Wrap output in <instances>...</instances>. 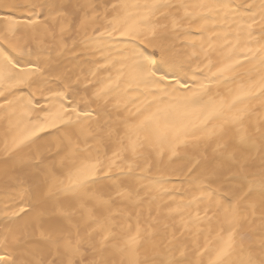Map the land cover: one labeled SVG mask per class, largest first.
<instances>
[{
	"label": "snow or ice",
	"instance_id": "snow-or-ice-1",
	"mask_svg": "<svg viewBox=\"0 0 264 264\" xmlns=\"http://www.w3.org/2000/svg\"><path fill=\"white\" fill-rule=\"evenodd\" d=\"M241 7L246 9V17L240 16ZM30 8L26 23L34 30L42 27L54 34L59 28L63 34L92 27L101 37L92 42L98 50L115 43L128 47L118 61L106 55L105 63L92 70V76L100 70L109 75L91 97L79 96L77 89L65 84L45 97L44 106H38V101L33 103L36 93L44 96L43 81L38 79L40 52L16 37L18 22L11 21L0 31V109H7L9 126L14 129L11 142L0 149V180L8 187L22 188L18 211L0 219V249L6 253L12 249L17 255L0 257V264H264V115L254 130L249 124L258 112L253 102L264 108V0L244 5L233 0L178 4L172 0L108 4L35 0ZM220 17L234 21L239 17L243 23L237 27L235 40L224 34L218 59L209 57V51L215 50L211 38L207 48L201 44L207 63L200 68L199 77L193 74L195 82L189 87L176 79L178 63L182 66L185 61L169 55L170 41L193 25L201 34L210 31ZM101 20L103 31L97 24ZM117 35L123 39H103ZM24 53L35 55L36 61L19 59L18 54ZM122 83L121 96L113 98ZM141 83L155 86L157 91L142 100L124 98ZM22 85L35 92L16 96ZM109 106L111 111L134 118L121 117L126 130L110 157L101 151L107 147L106 139L115 134L110 122L103 119V113L110 114ZM82 121L87 126H81ZM33 145L35 153L21 155L22 147ZM146 146L158 149L161 155L166 146L171 156L181 147L192 149L189 171L199 178L202 198L215 206L221 223L227 226L217 234L214 246H201L196 239L192 247L174 243L178 237L173 233L166 244L146 248L156 230H143L139 221L134 230L129 224L117 234L111 209L117 198H127L131 192L108 173L125 153L136 157ZM209 149L211 162L203 165ZM54 150L60 159L49 162ZM69 160L71 167L67 166ZM225 181L230 187H213ZM37 207L40 211L33 214ZM180 211L169 209L168 214ZM257 212L261 230L254 239L242 229ZM207 213L205 209L202 217L197 211L184 221L180 236L186 232L195 235L193 228L198 233L197 225ZM20 214L30 217L29 221L17 224L9 218Z\"/></svg>",
	"mask_w": 264,
	"mask_h": 264
},
{
	"label": "bare ground",
	"instance_id": "bare-ground-1",
	"mask_svg": "<svg viewBox=\"0 0 264 264\" xmlns=\"http://www.w3.org/2000/svg\"><path fill=\"white\" fill-rule=\"evenodd\" d=\"M33 2L35 0H0V31H3L11 21L18 22L16 24V37L21 42H25L28 48L40 52L38 61L40 75L38 79L43 81L41 87H44V96L37 92L33 103L38 101V106H44L47 103L45 97L50 96L52 92L61 90L65 84H69L72 89H77L79 96L91 97L97 88L103 86L105 78L109 75L108 71L100 70L97 76H92L90 74L92 70L105 63L106 55L110 54L114 62L118 61L121 51L128 46L115 43L103 51L98 50L92 42L101 39V37L93 31L92 27L79 31L73 29L65 31L63 34L59 32V28L56 29L54 34L45 32L42 27L34 30L26 23ZM80 2L108 4L117 3L119 0H80ZM172 2L178 4L190 2V0H172ZM246 2H252V0H233V3L238 5H244ZM254 2L259 3V0H254ZM240 16H247L244 7L240 9ZM241 23L243 21L239 17H236L235 21L232 17L228 19L220 17L210 25V31L203 34L198 31L197 25L186 27L178 33L170 41L171 51L169 55L178 62L185 61V63L182 66L178 63L176 79H180L182 83L186 82L191 87L195 82L192 79L193 74L195 73L199 77L200 68H203V65L207 63L204 60L201 44H204V47L207 48L211 38L215 50L209 51L208 54L211 59H218L219 45L223 43L224 34L227 33L229 39L235 40L237 27ZM97 24L101 26L100 30L103 31L104 21H98ZM254 31H259V29L256 28ZM213 33H219V35L214 36ZM103 39L118 41L123 38L117 35L111 38L103 37ZM241 42H243V37H241ZM136 43L138 44V42ZM148 51L152 52L153 49L149 48ZM154 54L156 57L160 56L158 50H155ZM18 58L21 60L32 59L33 61L37 59L35 55L30 56L28 53L18 54ZM116 67H119V63H116ZM112 72L114 74L115 68L112 69ZM177 87L179 86L177 85ZM124 88L125 85L122 83L121 89L112 94L113 98L121 96ZM20 89L16 92V96L28 97L30 91L35 92V89H29L23 85L20 86ZM49 89H51V92ZM156 91L155 86L141 83L138 87L133 86L129 89L127 96L124 98L135 99L139 97L142 100L146 97L151 98L147 94ZM9 99H15V97L10 96ZM0 102H3L2 97H0ZM253 103L258 112L249 121L251 130H254L260 117L264 115V108H260L259 102L254 101ZM92 107L96 108V105L93 104ZM132 107V104L129 103V108ZM97 111L102 110L97 109ZM121 117L128 120L134 119L127 116V113L123 111L110 110V114L103 113V119L110 122L115 133L110 140L106 139L107 147L101 148V151L109 157L115 150L116 140L118 137L123 136L126 130V125ZM14 119L15 117H13ZM81 126H87V122L82 121ZM93 126L95 125L93 124ZM13 134L14 129L9 126L7 109H0V149H3L6 142H11ZM89 142L94 144L93 141ZM94 146L96 145L94 144ZM164 149L163 155L160 154L158 149L147 146L140 149L139 155L136 157H133L130 153H125L123 158L116 162L112 172L108 173L115 178L117 185L127 187L131 192V195L127 198H117L116 205L111 209L115 215L117 234L119 235L121 230L129 224L134 230L139 221L143 230H156L154 239L146 242V248H151L152 244H166L173 233L178 237V240L174 243H187L189 247H192V240L196 239L201 246L205 243L214 246L217 243V234L221 232L222 228L226 230L227 226L221 223L220 215L215 206L202 198L200 191L202 186L199 183V178L189 171L192 165V149L181 147L177 150L175 156H171L166 146H164ZM231 150L229 149V151ZM35 151V145L31 148L22 147L21 155L35 153ZM2 155L3 153L0 152V156ZM207 155L208 159L202 161L203 165L211 162L213 156L211 149H209ZM53 159L57 162L60 159V157L55 156V150L49 154V162H52ZM67 166H72L71 160L67 161ZM217 186H220L222 190L230 187L226 181L221 185H213V187ZM21 191V187H8L3 180H0V219H3L5 214L18 211L21 206ZM24 206L27 207L26 204ZM49 209L51 210V206H49ZM169 209H182V211L169 215ZM205 209H208L207 217L198 223V233L197 228H193L195 235L186 232L183 236H180L181 224L190 220V217L197 211L203 217ZM38 211H40L39 207L35 208L33 214ZM9 218L14 219L17 224H24L30 219V217L23 216V214L16 218L9 215ZM242 230L249 233L254 239L258 237L261 230L259 212L255 217L249 216V220L245 222ZM9 255L15 256L17 252L9 249L6 253L0 249V257L7 258Z\"/></svg>",
	"mask_w": 264,
	"mask_h": 264
}]
</instances>
